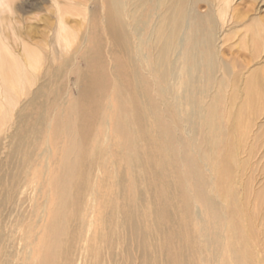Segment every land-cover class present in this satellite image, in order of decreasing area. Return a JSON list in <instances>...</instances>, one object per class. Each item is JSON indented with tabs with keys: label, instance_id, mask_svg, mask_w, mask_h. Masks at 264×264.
Returning <instances> with one entry per match:
<instances>
[{
	"label": "bare ground",
	"instance_id": "1",
	"mask_svg": "<svg viewBox=\"0 0 264 264\" xmlns=\"http://www.w3.org/2000/svg\"><path fill=\"white\" fill-rule=\"evenodd\" d=\"M97 2L88 9L56 0L57 27L42 54L23 43L15 50L1 28L9 22L0 20V127L27 87L48 82L31 93L15 122L23 175L38 163L42 187L53 177L54 199L46 200L40 214L46 240L35 264H78L89 246L105 244L101 227L106 236L112 227L101 218L107 193L101 184L111 181L116 201L124 202L110 216L114 227L127 230V264L136 263L135 251L142 253L140 264H263L264 242L256 237L259 229L264 238L263 221L260 228L255 220L243 226L224 222L208 196V189L216 195L226 189L230 174L237 173L241 183L248 169L237 163L241 139L263 106V69L248 71L241 88L239 67L224 65L219 53V32L228 23L235 28L244 16L229 13L230 0ZM76 6L83 8V20L69 26L66 16L79 14ZM0 8L15 5L0 0ZM263 27L253 18L222 42L238 36L240 46L254 53L263 46ZM72 74L78 98L63 96L57 85ZM55 83L56 89L49 88ZM27 108L34 112L28 120ZM29 123L37 136L30 145L35 154L23 151L21 132ZM178 127L188 135L185 142L177 138ZM69 145L59 156L58 149ZM50 163L61 167L51 174ZM256 199L263 213L262 191Z\"/></svg>",
	"mask_w": 264,
	"mask_h": 264
},
{
	"label": "rangeland",
	"instance_id": "2",
	"mask_svg": "<svg viewBox=\"0 0 264 264\" xmlns=\"http://www.w3.org/2000/svg\"><path fill=\"white\" fill-rule=\"evenodd\" d=\"M12 1L14 2L15 8L11 11L4 8V11H2L0 8V20L5 19V21L8 20L7 22H9L7 24H1V28H4L3 32L7 37L6 42L9 41L10 45L15 50H20L19 46L23 43L25 45L35 47L38 49L37 51L41 52V54L47 52V50L49 51V48L46 46V42L52 38V32L50 29H55L57 27V17L59 15L55 6L56 0ZM74 1L79 4L82 3V5L85 4L88 9L96 8L98 3L97 0ZM222 1L223 0H221V2L220 0H217L218 3H216V5H223ZM65 2H68V0H58L60 5H63ZM20 6L21 8L17 9V7ZM87 7L85 12H87ZM75 8L80 10V13L66 16L70 22L69 26H73L75 23H79L83 20V8L81 9L80 6H76ZM202 11H204V9H202ZM228 11L229 13L233 11L235 13H240L245 19H243L241 23H237L235 28L234 26L232 27L231 24L228 26V23L224 26L225 28H223V31L219 32L218 38L220 42L218 45L221 47L219 49V53L224 65L227 67H231L232 65L239 67H236L235 70L242 72V75L239 76L240 78L238 77V85L242 88L249 72H255V70L258 69H263L264 72V40L263 46L254 53H252L251 50L246 49L247 47L240 46L241 44L237 38L238 36H235L234 38L231 37V41L227 43H223L222 41H224V39L228 36L233 35V32H240V30H243L244 25H246L247 22L253 18H260L264 26V0H230ZM84 25L86 26L87 24L84 23L82 27H84ZM230 29L235 30L232 31ZM80 34L81 32L79 35ZM82 36L83 34L81 35V39ZM75 41L74 44L77 43L78 40ZM35 45L39 46L36 47ZM78 65L81 68L84 67V63L81 60H79ZM262 77L264 76L262 75ZM77 79L78 77L75 74H72L67 80L57 84L62 89V95L68 94L71 98L79 97L80 89ZM46 83H48L46 80L41 79L35 84L27 87L23 95L20 96L21 98L19 97L20 99L17 100V103L14 107H12L9 119L6 120L5 124L0 127V264H35L37 257L40 254V250H42V242L46 240V236L43 231L45 218H43L40 214H42V206L46 203V200L50 199V201H52L54 199L55 195L52 192L53 177L52 179L49 177L48 180L46 177V182L42 187L43 168L42 166H39L38 163L34 164L33 170L31 169L27 175H23L22 169L24 160L19 156L18 140L15 136L18 128V125L15 122L18 120L20 115L19 111L22 106L25 105L24 103L28 101L31 93L42 84ZM262 83V88L264 90L263 78ZM49 88L56 89V83L55 86L50 85ZM241 97L242 96L240 95L239 98ZM44 101H46V99L42 98L39 102L42 103ZM24 113L28 115V120L31 118L29 115L34 112L31 111L30 108H27ZM250 119V133L247 138L244 140L241 139L243 141V153L237 160V163H242V167L248 165L247 171H244L245 175L242 177L241 183L240 177L236 176L237 173L230 174V177H228L225 181V185H227L226 189L221 190L219 195H216L213 191L208 189V196L216 201V204L219 207L220 215L223 217L224 222H231L233 219L243 226L247 222L253 225V221L255 220L256 225L260 228L263 221L264 231V99L263 106L260 107V111L258 110L256 113L251 115ZM164 122L165 121H163V123ZM166 125L170 126L167 122ZM221 125L222 124H220V127L222 128ZM34 128L35 126L33 123H29L24 128L23 132H21L23 137V151L26 152L29 149L32 152L34 149L33 154H35V148L33 146L36 145L34 144V141L36 142L35 139L37 138L34 133ZM37 128L39 127L37 126L36 130H38ZM178 129L179 132L177 134V138L180 142H185L188 139V135H186L182 127H178ZM18 137H20V134ZM37 147L42 148L43 146L38 144ZM68 149H72L70 148V145L68 147L66 146L65 149L61 146L58 149L59 156L63 150L66 151ZM251 150H253L252 153ZM219 154L220 151H217V155ZM69 155L71 159L74 158L71 156L72 154ZM52 165L55 166V170L51 169V174L58 171L61 167L60 163H50V166ZM48 175L49 173L47 176ZM207 180L209 183L212 182V178L208 176ZM238 183H240V185H238ZM112 184V181L109 184L106 182L101 184V191L107 190V193L103 202L101 200L102 204L100 206V210L102 212L105 211V213H102L101 218H103V221L104 219H106V221L109 220L111 222L109 226L112 228L107 229L108 236H106L105 228L101 227L102 232L106 237L104 241L105 244H102L101 247L97 246L95 249L94 246H89L88 256L82 257L80 260L81 262H78V264L128 263L126 249L129 248L130 241L127 237V230H124L126 228L123 229L121 227H114L111 219L112 216H110L112 212L114 213L116 206L121 208L122 204H124L121 200L118 202L116 201L115 191ZM246 185H248L249 188H244ZM260 191L263 192V213L259 211L258 204L260 201L259 199H256ZM261 215H263V217L259 220ZM29 228H31L32 231ZM98 228L100 227H95L94 231H97ZM256 234V237L262 239L264 242V238L259 229H256ZM33 240L36 242H33ZM255 249L257 256L259 258L262 257L260 247L257 248L256 246ZM254 251L253 246L252 252L254 258H256ZM141 254L142 253L139 251H135V253L132 254V259L136 258L135 264H140L137 256ZM95 256H97V258H95ZM160 258L161 257H159V262Z\"/></svg>",
	"mask_w": 264,
	"mask_h": 264
}]
</instances>
